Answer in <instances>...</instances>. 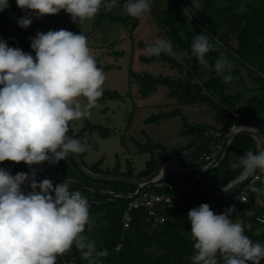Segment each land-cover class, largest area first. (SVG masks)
Here are the masks:
<instances>
[{
  "label": "clouds",
  "instance_id": "1",
  "mask_svg": "<svg viewBox=\"0 0 264 264\" xmlns=\"http://www.w3.org/2000/svg\"><path fill=\"white\" fill-rule=\"evenodd\" d=\"M117 3L118 0H16L17 6L27 12L19 18L18 26L29 27L33 13L40 18L61 10L81 23L94 18L102 5L110 11ZM151 5L152 0H126L123 7L129 16L139 18L151 11ZM8 7V0H0V12ZM201 7L202 0H191V6L184 11ZM30 47L34 56L0 39V163L23 162L31 169V175H13L10 169L0 167V264H56L58 256L73 246L88 264H98L97 257L107 256L108 250L97 251L95 241L82 234L90 219L87 197L71 190L68 180L55 186L48 178L38 182L33 166L45 162L54 165L70 154L85 151L79 139L66 135L69 122L91 116L103 95L106 76L82 32H37ZM215 47L209 35L197 34L191 44L192 55L207 66L206 54ZM145 52L159 56L173 52V45L159 38L148 44ZM213 67L225 82L233 79L226 74L232 63L225 55L218 57ZM239 164L244 178H259L258 172L264 171V147L258 152L246 151ZM26 182L31 189L28 192L22 187ZM249 189L264 195V188L256 187L254 182ZM234 211L233 206L217 214L207 203L189 210L187 219L196 250L191 256L192 264H220L218 257L223 264H261L264 245L254 243L245 234L244 224L232 218Z\"/></svg>",
  "mask_w": 264,
  "mask_h": 264
},
{
  "label": "trees",
  "instance_id": "2",
  "mask_svg": "<svg viewBox=\"0 0 264 264\" xmlns=\"http://www.w3.org/2000/svg\"><path fill=\"white\" fill-rule=\"evenodd\" d=\"M9 1L11 2L9 7L0 13V39H4L11 47H18L26 53L32 52L34 56L30 42L31 38L39 32L37 18L33 13L32 24L27 28L18 26L16 30L13 24L27 12L17 6L16 0ZM190 6L191 0H168L166 15L159 19L163 34L173 45L172 54L165 52L159 56L141 57V60L148 62L155 60L166 62L179 74L156 77L131 71L130 76L137 81L143 97L151 95L158 86H166L169 89V96L176 98L180 105L207 104L213 111L214 117L226 119L227 125L217 129L210 124H191L180 108L153 115L147 119V122H158L162 119L181 116L182 133L191 137L185 148L167 149L160 143H150L152 148L159 151L158 155L166 161L174 155L191 149L209 129H229L234 121L233 111L245 116V119L238 121L239 125L256 128L264 137V0H202V7L199 10L188 8L184 11ZM105 14L106 9L103 6L99 18ZM200 33L209 35L211 42L216 45L213 51L206 54L209 62L207 66L201 65L192 55L191 44L195 36ZM232 39H235V45L231 42ZM148 44L150 42H140L139 46L145 49ZM222 54L232 63L230 72L226 73L233 77L229 82H225L222 74H217L213 67L216 59ZM248 80L255 83L253 88L248 86ZM244 90L251 94L246 95ZM120 97L122 95L117 91H104L100 100L103 102L105 99ZM72 123L73 121L69 122V133L73 138L79 139L82 144L85 137L92 132H98L103 137L110 135L108 128L89 121L82 129L75 132ZM223 138L224 136L211 138L200 154L192 159L189 158L191 155L184 158V165L195 166L198 164L196 162L198 157L204 153L214 154V143ZM202 147L194 153L201 151ZM249 150L259 151L255 138L247 134L235 136L225 158L212 171L215 185L212 191L201 197H193L176 209L164 211L157 208V211L163 214L164 222L156 227L147 225L145 220L147 217L150 220L153 218L150 211H133L132 225L126 231L123 229V215L130 203L127 195L136 190L138 185L113 179L95 178L83 170L74 154H70L66 160H61L57 164L45 162L33 168L36 169L35 176L52 175L50 179L54 186L68 180L71 190L79 191L87 197L90 205V219L82 234L89 240L95 241L97 251L108 250L107 256L97 257L98 264H192L191 256L196 250L187 214L194 206H199L201 203L208 204L241 176L240 156ZM86 155V152L79 153V160L86 170L95 175L142 178L150 175L166 162L160 163L153 157L147 163L146 169L134 176V167L131 163L128 164L125 172H121L120 163L113 170L103 171L100 168L103 159L89 167L85 163ZM231 157L233 165L229 162ZM0 167L10 169L13 175L17 172L31 175V169L23 162L16 164L4 161L0 163ZM185 177L186 175L182 174L170 176L167 179L176 181L183 180ZM43 179L40 178L37 181ZM260 186L261 182L257 184L258 188ZM22 187L26 192L31 190L27 182ZM240 190L231 195L229 200L226 199L217 205L214 210L222 208L229 202L237 201ZM259 213L260 211L255 209L254 214L238 217L232 215V218L244 224L245 234L254 243L264 245V226L258 224L256 220ZM119 244L122 248L116 250ZM218 259L220 264H223L222 258L218 257ZM68 260H75L77 264H88V260L81 256L80 250L75 246L71 251L58 256L56 264H63ZM261 264H264L263 260Z\"/></svg>",
  "mask_w": 264,
  "mask_h": 264
},
{
  "label": "rangeland",
  "instance_id": "3",
  "mask_svg": "<svg viewBox=\"0 0 264 264\" xmlns=\"http://www.w3.org/2000/svg\"><path fill=\"white\" fill-rule=\"evenodd\" d=\"M125 2L126 0H118V3L110 11L106 10V14L101 18L99 17L103 6L94 18L85 19L81 23L79 19L74 21L70 14L61 10L56 15L37 18V25L39 32L70 30L76 27L73 33L85 34L91 54L106 76L104 91H117L122 95L118 99H105L103 102L100 97L91 110L90 117L73 121L72 128L75 132L82 129L87 121L103 125L110 131L108 137H103L98 132H92L85 137L83 145L84 152L87 153L86 165L90 167L103 159L100 166L103 171L113 170L120 163L121 172H125L131 163L134 167V176H137L146 169L147 163L153 157L160 163L166 161L150 143H160L167 149H175L185 148L191 140V137L182 133L181 116L147 122L153 115L180 108L191 124H210L221 129L227 125V121L215 118L207 104L180 105L176 98L169 96V89L166 86H158L151 95L142 96L137 81L130 76L131 71L156 77L179 74L161 60L153 62L141 60L142 56L151 55L139 46L140 42L154 43L159 38L167 39L159 19L166 15L168 0H152L151 11L139 18L126 13L123 7ZM8 3L10 5L11 2L8 0ZM13 27L18 30L17 21ZM231 42L236 44L235 39ZM248 86L253 88L255 83L248 80ZM244 92L248 96L251 94L246 90ZM203 148L205 149V146L189 158L200 154ZM196 162L201 163L199 157ZM229 162L233 165L232 157ZM169 165L173 168L185 166L183 159L170 162ZM262 260L264 263V259Z\"/></svg>",
  "mask_w": 264,
  "mask_h": 264
},
{
  "label": "built area",
  "instance_id": "4",
  "mask_svg": "<svg viewBox=\"0 0 264 264\" xmlns=\"http://www.w3.org/2000/svg\"><path fill=\"white\" fill-rule=\"evenodd\" d=\"M233 125L229 128L230 133L224 135L222 140H217L214 143V154L204 153L199 157L201 163L195 166H179V168H173L169 165L175 160H179L177 155L174 158L168 160L162 167L160 174L143 181L138 184L136 190L129 193L127 198L130 200L128 209L123 215V229L128 230L132 225V212L138 210L150 211L153 218L150 220L149 217L145 218L147 225H153L154 227L164 222V216L162 213L157 211V208L161 210L176 209L181 207L186 201L196 196H203L205 193H209L214 188L212 171L218 167L221 161L225 158L228 148L231 146L232 139L235 137L234 133H239L244 130H253L259 132L264 142L262 133L256 129L246 125H239L240 119H245V116L240 113L233 111ZM232 130V131H231ZM221 135H215L218 137ZM186 175L183 180L169 181L167 178L170 176ZM258 177H250L245 185H243L238 193L237 201L229 202L222 208L214 210L217 214L225 211L226 209L233 207L235 211L232 213L233 216L238 217L240 215H251L254 214L255 209L260 211L257 215V223L264 226V195H258L250 191L249 185L253 182L256 187L261 182L260 188H264V171L258 172ZM48 178L49 175H37L35 179ZM239 178H243L241 175ZM238 178V179H239ZM211 185V187H210ZM122 245L116 248L120 250ZM63 264H77L75 260L65 261Z\"/></svg>",
  "mask_w": 264,
  "mask_h": 264
},
{
  "label": "water",
  "instance_id": "5",
  "mask_svg": "<svg viewBox=\"0 0 264 264\" xmlns=\"http://www.w3.org/2000/svg\"><path fill=\"white\" fill-rule=\"evenodd\" d=\"M76 29V27L70 29L69 31H74ZM230 133L229 129L227 130H215V129H209L204 136L202 137V139L195 145L193 146L191 149H189L186 152L177 154L179 159H184L190 155H192L194 152H196L198 149H200L202 146H204L211 138H213L215 135H228ZM239 134H247V135H251L255 138V140L258 143V147L259 150L262 147H264V142L262 140L261 134L259 132H255L253 130H244L241 131L239 133H234V136H237ZM67 135L71 136L70 133L68 132ZM72 137V136H71ZM76 161L79 163V165L83 168V170L85 172H87L88 174H90L91 176H94L95 178H103V179H113V180H118V181H123V182H127L133 185H138L139 183L149 180L157 175L160 174V171L162 169V166L158 167L155 171H153L150 175L142 177V178H132V177H125V176H116V175H95L92 174L91 172H89L88 170H86L78 157V154H74ZM174 158V156H172L170 159ZM250 178V177H249ZM249 178H239L237 179L234 183H232V185H230L227 189H225L222 193H220L218 196H216L215 198H213L211 201H209V205L211 207V209H214L217 205H219L220 203H222L223 201H225L226 199H228L231 195H233L241 186H243L247 180Z\"/></svg>",
  "mask_w": 264,
  "mask_h": 264
}]
</instances>
